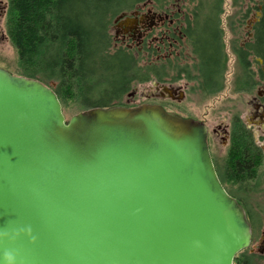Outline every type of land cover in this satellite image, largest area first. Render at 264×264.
<instances>
[{"label":"water","instance_id":"obj_1","mask_svg":"<svg viewBox=\"0 0 264 264\" xmlns=\"http://www.w3.org/2000/svg\"><path fill=\"white\" fill-rule=\"evenodd\" d=\"M206 138L158 105L66 120L49 86L0 68V261L232 264L252 230Z\"/></svg>","mask_w":264,"mask_h":264},{"label":"trees","instance_id":"obj_2","mask_svg":"<svg viewBox=\"0 0 264 264\" xmlns=\"http://www.w3.org/2000/svg\"><path fill=\"white\" fill-rule=\"evenodd\" d=\"M143 1L146 0H8L5 29L16 50L22 76L49 86L63 113L71 106L76 110L74 114L91 107L121 106L132 84L159 77L149 60L142 63L132 51L112 47L109 33L116 15ZM256 1L260 15L249 41L237 53L240 62L244 61V69L247 54L259 57L264 78V0ZM188 2L195 5L190 9L193 20L202 22L198 25L196 46L209 77L220 57L217 27L223 0ZM246 132L240 122H231L228 167L225 176L220 177L231 196L226 182L237 185L254 180L261 162V153ZM238 202L249 222L248 213ZM248 248L236 253L232 264H255V254Z\"/></svg>","mask_w":264,"mask_h":264},{"label":"rangeland","instance_id":"obj_3","mask_svg":"<svg viewBox=\"0 0 264 264\" xmlns=\"http://www.w3.org/2000/svg\"><path fill=\"white\" fill-rule=\"evenodd\" d=\"M175 0H168L169 4ZM188 0H177L176 3L185 11L193 7ZM256 0H223L222 12L219 16V30L225 55V87L214 94H208L202 91L195 82L186 78V74H193L190 69L191 59L188 47H184L180 56L181 60H172L165 66L157 60L156 55L145 58L140 55V62L147 60L156 66L159 77L150 78L144 82L132 84L128 92H134V97L127 99L124 95L121 105H138L141 103H158L168 112L180 115L182 117H193L203 119L206 126H215L219 123H226L233 115L245 116L248 111L247 100L252 92L239 88L238 84L245 78L239 64L236 61L234 50L241 44L249 41V32H251L252 23L255 21L259 11L255 8ZM186 8V9H185ZM125 10V11H130ZM115 25L113 19L109 25V33L114 36ZM8 37V36H7ZM182 55L185 56L183 59ZM0 57H2V66L13 75H23L18 65L16 50L11 44L9 38L0 44ZM183 59V60H182ZM178 61V62H176ZM183 68L187 70L184 71ZM251 68L255 69V64L251 63ZM182 80L177 78L180 77ZM180 78V79H181ZM184 79L188 81V87L185 91V97L180 102L170 100H160L158 98H147L154 91V81L180 82L183 84ZM241 86V84H240ZM199 88V89H198ZM146 98V99H144ZM126 103V104H125ZM67 108L63 113L65 119H68L76 111ZM209 148L214 163L219 169V175L225 176L226 168L229 161L230 142L221 141L219 137L209 136ZM257 166V176L254 180L240 184H229L226 182L225 187L230 190L232 196L238 199L245 211L248 213L252 238L249 246V252L255 254V264H264V156L260 159Z\"/></svg>","mask_w":264,"mask_h":264},{"label":"flooded vegetation","instance_id":"obj_4","mask_svg":"<svg viewBox=\"0 0 264 264\" xmlns=\"http://www.w3.org/2000/svg\"><path fill=\"white\" fill-rule=\"evenodd\" d=\"M176 1L177 0L171 2L170 4L169 2L165 4H156L152 0H146L133 6V8L128 12L124 11L116 15L113 18L115 32L114 36L111 37L112 47H123L132 51L136 56L142 55L145 58H150V56L156 55L157 60L163 64L162 66H165L169 63V61L181 60L180 56L183 53L182 50L187 46L192 62L190 64V69L193 71V74L188 73L185 77L193 80L202 91H205L208 94L218 93L223 89V87H225V55L219 27H217V32L219 34L218 41H220L221 44L219 45L220 57L217 68L214 69L213 74L206 77L201 54L198 53L196 46V34L199 31L198 25L202 22L199 20H193L192 17H194V13L192 14L190 11L191 8L188 7L187 10L182 11V7L179 6ZM193 7H195V5H193ZM7 9L8 0H0V44H3V42L8 39L5 29ZM259 15L260 13L257 14L255 21L252 23V27L258 20ZM251 33L252 30L249 32L248 39H250ZM244 45L245 43L236 48L234 50V55L241 71L245 75V78H243L240 83L241 86L240 84H238V86L241 89L250 91V93L252 92L251 96L247 100L248 111L246 115H233L228 122H221L210 127V129L206 126L203 119L183 117L192 118L205 124L207 128V146L219 180V169L214 163V159L211 155L208 138L210 134H212L213 136L219 137L221 141L223 140L224 142L226 141L229 143L232 121H238L242 124L243 128L247 131V135L251 139V143L258 149V154L261 153V157L264 156V78L261 75L262 61L259 57H256L253 54H247L245 57L247 67L244 69L241 65L244 61L242 60L240 62L238 58L239 54L237 53L239 48L244 49ZM182 57L183 59L185 58L184 55H182ZM1 58L2 57H0V68L5 69L1 64ZM252 61L255 64V69L251 68ZM183 69L184 71L187 70L186 68ZM179 74L180 77L177 79L182 80L183 78H181V73ZM188 84L189 83L186 79H184L183 84L175 81H154V91L149 95H146V97L180 102L185 97V91ZM163 87L172 89L171 94L169 95L166 93L163 90ZM125 95L127 96V99H130L134 97V92H127ZM141 104L158 105L168 112L158 103L144 102ZM122 106L130 107V105Z\"/></svg>","mask_w":264,"mask_h":264},{"label":"clouds","instance_id":"obj_5","mask_svg":"<svg viewBox=\"0 0 264 264\" xmlns=\"http://www.w3.org/2000/svg\"><path fill=\"white\" fill-rule=\"evenodd\" d=\"M27 231H30V229H28ZM15 260V255L13 252H5L3 255V261H0V264H13V261Z\"/></svg>","mask_w":264,"mask_h":264}]
</instances>
